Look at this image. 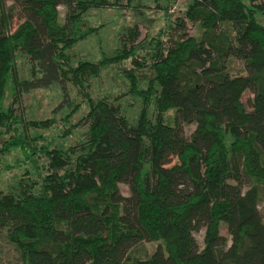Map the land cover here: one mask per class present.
Here are the masks:
<instances>
[{"label": "trees", "instance_id": "trees-1", "mask_svg": "<svg viewBox=\"0 0 264 264\" xmlns=\"http://www.w3.org/2000/svg\"><path fill=\"white\" fill-rule=\"evenodd\" d=\"M18 1L25 20L14 31L0 15V174L14 150L32 168L0 187V240L20 264H264V0H191L175 27L139 41L135 25L97 63H74L70 51L99 29H83L85 16L111 0ZM127 60L134 70H123L124 95L143 101L134 122L120 97L94 98L89 88ZM144 68L146 88L137 73ZM69 84L83 103L71 100ZM52 86L63 98L59 138L85 129L75 144L47 142L43 132L58 128L57 118L18 113L25 94ZM202 229L204 247L185 251ZM145 243L157 248L142 253Z\"/></svg>", "mask_w": 264, "mask_h": 264}, {"label": "rangeland", "instance_id": "rangeland-1", "mask_svg": "<svg viewBox=\"0 0 264 264\" xmlns=\"http://www.w3.org/2000/svg\"><path fill=\"white\" fill-rule=\"evenodd\" d=\"M191 0H162L160 5H156L153 0H134L133 3H128V0H120L117 5L116 0H111L112 6L109 8H100L91 10L86 16L82 25L86 28H99L96 33L90 35L86 40L78 42V44L70 51L72 61H89L97 63L104 54L113 55L123 42L128 38V29L138 25L140 39L142 41L148 34H156L161 28L166 25L175 27L177 19H185L186 8ZM143 4V5H141ZM165 8H169V12H165ZM61 13V21L65 19L66 8L59 7ZM4 11L10 17V30L14 31L24 20L25 15L21 10L18 0H4L3 8L0 7V15ZM186 22L187 32L190 35L196 34V27L192 23ZM264 25V19H261ZM168 32V29H165ZM164 42L168 41V37L164 36ZM138 41V42H139ZM138 58L146 59L150 62L145 51H141ZM146 62V63H147ZM233 73L238 74L243 71V64L235 62L233 64ZM131 60L124 63L109 65L103 69L100 75L91 80L90 90L94 98L103 96H112V100L120 97L119 103L122 106L124 113L134 122L140 115L143 109V101L141 98L133 97L128 92L129 79L123 73L124 69L134 70ZM136 73V72H135ZM137 73L142 78V88H146L147 79L150 77V70L144 68L137 70ZM71 100L77 103H83L84 98L79 95V91L73 85L69 84L67 88ZM253 97L251 92H246L243 96V101L249 109V101ZM62 94L59 86H52L49 89L25 94L22 101L17 105L19 114H23L27 119L41 118H57L58 128L44 131L43 134L47 142L53 144L63 143L65 145L75 144L76 140L81 137L85 129L78 128L74 131L73 136H68L67 139H60L65 126L62 124V114H56L55 110L62 102ZM153 108L149 109L152 113ZM78 116L74 118L77 120ZM166 119L172 123L174 120V111L170 110L166 113ZM195 124L184 125V132L187 137L195 130ZM23 156L18 150H14L10 156L4 158L1 165L0 187L7 189L9 186L16 183V179L20 177L25 168H32L30 163L23 162ZM37 172H33V175ZM121 191L124 196H128L129 189L127 186L121 185ZM260 210L264 218V197L260 203ZM222 234L227 236L225 225L222 224ZM205 229L194 235L192 241L186 246L185 251H199L204 247ZM157 248V243H145L142 247V253H152ZM0 264H20L18 254L5 238L0 240Z\"/></svg>", "mask_w": 264, "mask_h": 264}]
</instances>
